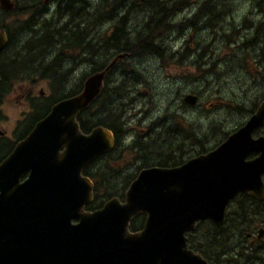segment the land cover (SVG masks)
Returning <instances> with one entry per match:
<instances>
[{
  "label": "water",
  "instance_id": "1",
  "mask_svg": "<svg viewBox=\"0 0 264 264\" xmlns=\"http://www.w3.org/2000/svg\"><path fill=\"white\" fill-rule=\"evenodd\" d=\"M13 7L14 0H0L1 9ZM5 42L0 29V49ZM118 58L88 75L78 94L56 103L0 161V264H209L188 247L186 233L200 220L221 224L238 192L264 198V136H252L264 123L263 97L212 148L174 166L142 168L123 200L112 196L85 210L93 189L81 169L112 149L113 134L101 125L83 133L76 114L100 94ZM252 150L259 155L246 160ZM139 214L141 226L130 230Z\"/></svg>",
  "mask_w": 264,
  "mask_h": 264
},
{
  "label": "rangeland",
  "instance_id": "2",
  "mask_svg": "<svg viewBox=\"0 0 264 264\" xmlns=\"http://www.w3.org/2000/svg\"><path fill=\"white\" fill-rule=\"evenodd\" d=\"M176 1L178 4L168 28H158L157 43L154 41L156 49L161 48L160 55L154 51L131 55L129 50L121 51L119 46L117 49L108 42L115 21L123 17H127L124 33L128 34L124 39L129 40L127 42L132 40L150 11L149 5L140 0H85L81 5L85 10L81 8L79 17L76 16L69 24L66 15L55 13L57 0H18L17 9L8 10L4 16L0 8V22L4 20L7 25L14 27L21 37L20 43H24V37L28 35L23 31L24 20L30 17L32 3L45 4L44 10L51 12L47 16L51 17L50 20L65 21L66 26L75 24L84 27L81 31L84 41L81 59L84 63L79 69H84L85 77L90 75L89 70L93 66L87 60L95 59V51L119 57L112 66L113 73L107 77L108 85L104 90L107 101H100L99 116L95 112V103L88 112L93 116L85 119L87 128L109 124L120 138L118 148L102 158L99 172L91 173L97 182L102 181L100 185L106 190L116 187L124 192L123 181L129 182L136 176L139 168L138 164L134 165V158L138 149L133 146L121 148L122 144L130 143L135 133H142L144 129L150 133L142 139L150 140L153 153L169 156L170 163L164 161L167 167L176 163L177 158L184 161L198 154L202 146L207 150L212 148L220 141L216 139L222 135V131H231L241 124L264 95V0H215L219 9L225 11L218 24L215 23L218 21L216 11H199L202 0ZM195 14H200L195 26H187L186 23L192 22ZM87 21H92V24H87ZM208 22L214 23L205 24ZM38 28L41 29L40 33L45 31L44 28ZM71 34L70 31L68 36H74ZM67 45H70L68 41ZM74 56L71 53L69 58L73 59ZM109 60L111 58L102 64ZM24 61L27 62V59ZM80 76L76 74L68 80L69 83L64 86L67 93L73 91L78 81L81 82ZM48 86L47 79L37 76V89L47 91ZM188 91L197 94V102L191 107L181 104L182 94ZM16 103L17 98L9 96L7 104ZM3 111L9 115L3 124L9 132V123L14 122L13 119L18 115L15 113L18 112L4 108ZM211 125L216 129L210 128ZM189 132L195 137L187 136ZM154 163L161 164L158 160ZM141 165L145 164L142 162ZM99 186L95 191L98 200L100 197L104 200L117 196L107 197ZM260 221H254L251 212H248L244 219L235 223L227 218L221 230L210 225L206 229L197 226V230L190 233L195 235L193 243L196 247L208 250L213 264H264V260L252 250L253 245L249 244L248 236L258 231ZM216 230L222 234L217 236L219 231ZM205 234H209V238H204ZM199 238L203 239L200 241Z\"/></svg>",
  "mask_w": 264,
  "mask_h": 264
},
{
  "label": "flooded vegetation",
  "instance_id": "3",
  "mask_svg": "<svg viewBox=\"0 0 264 264\" xmlns=\"http://www.w3.org/2000/svg\"><path fill=\"white\" fill-rule=\"evenodd\" d=\"M1 11L3 12L2 16L5 15V12H8L5 10ZM42 11L43 12H41L39 15L41 17L50 16L51 14V12L48 10ZM29 16V20H24L25 26L23 31L28 33V35L24 37V43H20L21 37L17 35L18 33L15 32L14 27L7 25L4 20L0 22V29L4 30L6 34V42L0 49V161L5 158L10 153V151L27 136V134L34 128L37 122L42 120L56 103L78 94L85 80L84 69H79V67L84 63V61L81 59L84 51V41L82 38L67 36L65 34V21H57L56 24H59L62 26V28L55 26V29L52 30V32L55 33H63L62 35L55 34V36H52L46 34V36H39L38 33L41 32V29L36 26V20H32V12ZM45 33H47V30ZM67 41L70 43V45H67ZM98 45L100 44L98 43ZM65 48L67 49L64 52ZM79 49L81 50V53H79ZM71 53L75 54L73 59L69 58ZM94 56L95 59L92 60L93 66L90 68L89 74L100 70L108 62L107 61L106 63L102 64L101 52L95 51ZM108 58H112V55L107 56L106 60H108ZM26 59L27 62L24 61ZM113 67L109 70L107 76L104 78V86L102 90L105 89L106 79L108 76H110L109 73H113L114 71ZM76 74H81V82L78 81V83L74 85L73 91L71 93H67V90L64 88V86H66L67 83H69L68 80H70L72 76ZM37 76L48 80L49 86L47 91H44V89H37ZM19 80L21 81L20 83H18ZM189 92L190 91H188V93ZM188 93L184 92L182 94V101L183 96ZM195 95L197 98V94ZM9 96H12V98H17V103L7 104ZM263 97L264 95L259 99L257 104L260 103ZM15 100L16 99H14V101ZM196 102L194 104H196ZM99 104L100 98L96 100L95 104L97 107V109H95L97 116H99ZM181 104L185 107H191L194 105L188 104L184 101L181 102ZM3 108L16 110L18 112L15 113L18 115L13 119L14 122L9 123L11 125L9 132H7L3 127V124L7 122V118H9V115L3 111ZM76 121L78 123L79 129L83 133L90 129L85 128L84 110L77 112ZM111 131L113 134L112 150L108 153H104L95 157L81 169V174L87 176L91 180L93 189L92 192L94 193L92 200L85 204V210L91 211L100 207L103 203L102 202L99 204L97 202L95 197V176L93 175V177H91L89 173L96 174L95 171L99 172L101 161L103 160L102 158L107 154L114 152L118 148L117 146L120 138H118L119 136H117V131L114 128L111 129ZM141 132L142 133L138 132V134L135 133L136 136H132L130 138V143L127 145L122 144L121 148L128 149L133 146L134 148L138 149L139 152L135 155L136 158H134V165L136 166V164H138L137 169L139 168V170L147 166H166L160 165L158 163L156 164L154 162L165 159V157L169 159V156L161 153H153V151H151L152 149L150 148V140L142 139L143 137L150 135V133L145 131V129L144 132ZM126 133L130 135V133ZM252 136L253 138L264 136V123L254 130ZM5 147H7L6 150ZM59 152H62V148H60ZM258 155L259 151L252 150L246 154L245 159L250 160L257 157ZM153 158H155V160L153 162H149ZM165 160L170 163V160ZM177 160H180V158L176 159V163L170 164L168 166H174L182 162ZM122 161L125 162V160ZM141 161L145 165H141ZM148 163L150 164L146 165ZM120 167L124 168L123 165H120ZM261 180L264 186V171L261 173ZM235 197L238 198V211L241 219H244L245 214L248 212H251L254 221L256 219H261L258 224V231L255 233L252 232L248 234V236L250 237L249 244L253 245L252 250L257 253V257L259 256V258L264 260V198L260 199L245 192H238L236 196L232 198V200H234ZM118 198L123 199V195L118 196ZM139 217H141L143 220L142 214L139 215ZM140 223H142V221Z\"/></svg>",
  "mask_w": 264,
  "mask_h": 264
},
{
  "label": "trees",
  "instance_id": "4",
  "mask_svg": "<svg viewBox=\"0 0 264 264\" xmlns=\"http://www.w3.org/2000/svg\"><path fill=\"white\" fill-rule=\"evenodd\" d=\"M140 1L146 2L150 7V11L148 12L147 20L145 22L141 23L139 30H136V33L134 34V36H132V40L130 42H127L129 40L124 39L127 37L128 34L124 33V25H125V21H127V17H123L121 19L117 18V21H115L116 24H114L113 31H111V33L109 34L108 42H109V44L114 45L115 48L117 47V49H119L118 48V46H119L121 51L129 50L131 55L145 54L149 51H154L160 55L161 48L156 49L157 48L156 44H154V41H156L155 39L159 37L158 36V28L163 27V30H166L168 28L170 19L174 13V9H175L176 5L178 4V1H176V0L175 1H171V0H140ZM84 3H85V0H58L56 3L57 10L55 13L61 14V15H66L68 17L67 22L69 24L72 22V20L76 19V16L80 15L81 8H83V10H85L84 6L81 7V5ZM202 3H203V5H202V7H200L199 11L202 12L203 9L204 10L205 9H211L213 12L216 11L218 21L215 23L218 24L220 22V20L222 19L225 11L222 12L221 9H219L218 4H217L218 2H216L215 0H202ZM44 6H45V4L36 5V4L32 3V20H36L35 23H36L37 27L44 28V30H45L44 32L39 33L38 34L39 36H46V34L52 35L53 33H55V32H51L50 30H52L55 27L56 22H57L54 19L50 20L51 17H47V16H45L42 19H41V17L38 18V14L40 15V13L43 12L42 10H44ZM17 7H18V0H15L13 8L17 9ZM197 16H200V14H195L192 22L189 21L186 23L187 26L194 27L196 24ZM29 19H30V17L26 20H29ZM208 20H209V18H208ZM40 22H42V23H40ZM212 23H214V22H208L205 24H212ZM87 24L91 25L92 21H87ZM65 27H66L65 28V30H66L65 34L67 36L70 35V31H71V33H72L71 35L83 38L81 31H83L84 27H81V26L75 25V24H72L70 26L65 25ZM58 28H62V26H59ZM46 30H47V33H45ZM48 30H49V32H48ZM55 34L62 35L63 33H55ZM122 38L124 40L121 42ZM156 43H157V41H156ZM107 56H108L107 54L101 53L102 62H104L106 60ZM88 61L93 62L91 58H88L87 62ZM107 82H108V80L106 79V86L108 85ZM104 90L100 93L99 97L97 96V98L84 110L85 119L91 118L93 116V114H89L88 112L94 106V104L96 103V100H98V98H100V101H105V102L107 101V99L105 98L106 92ZM93 122H95V120ZM95 124H96V122H95ZM102 125L110 128V129H113L112 126H110L109 124H102ZM239 125H237V126H239ZM91 126H93V125H91ZM187 126H189V125H187ZM210 128L216 129V127L213 125H211ZM229 132L230 131H222V135L219 138H217L216 140L220 139V141H221V139H223L227 135V133H229ZM187 136L195 137L191 132H189V134ZM198 142L200 143L199 139H198ZM206 150L207 149L202 146L197 151V153H201V152H204ZM167 160H171V159H167ZM181 160L182 159L180 158V160H177V161H181ZM164 161H166V160L165 159L158 160V162L161 163L160 165H166ZM89 175H91L93 177V174L89 173ZM101 182L100 183L97 182V179L95 178V180H94L95 191H96V188L101 184ZM127 183H129L128 180H126L125 182L123 181V188L124 189L127 187V186H125ZM99 188H101V191L105 192V195L107 197H109L111 195L121 196L123 194V192H121L122 190L120 191V190L116 189V187H111V189L106 190L105 189L106 187L100 185ZM95 197H96V194H95ZM96 199H97V202L99 204L105 200V199L103 200L101 197L99 198V200L97 197H96ZM231 200L227 205L228 208H227L225 217H226V219L230 218V220H232V222L235 223V221L242 220V219L238 218V216H239L238 203H237L238 198L235 197L234 200H232V201ZM141 221H142L141 217H136L135 219H133L131 221L130 228L131 229L138 228L141 224L140 223ZM208 225H210L212 227H216L217 229L221 230L223 224L216 225L211 220L204 219V220H200L197 222L193 231L197 230V226L200 228L206 229L208 227ZM223 227H224V225H223ZM220 230H216V231H219V232H217V236L222 234V232ZM186 234L188 237V241H187L188 246L190 248L196 249L198 252H200L209 261L210 264H213L211 261V257H210L208 250H206L205 248H202V247H196L194 245V243H193V242H195L194 241L195 235H193L194 233L188 232ZM204 238H209V234H205ZM202 239L203 238H199L200 241ZM202 244H204V243L202 242Z\"/></svg>",
  "mask_w": 264,
  "mask_h": 264
},
{
  "label": "bare ground",
  "instance_id": "5",
  "mask_svg": "<svg viewBox=\"0 0 264 264\" xmlns=\"http://www.w3.org/2000/svg\"><path fill=\"white\" fill-rule=\"evenodd\" d=\"M115 1H117V0H115ZM119 1V0H118ZM114 2V1H113ZM137 8V7H136ZM120 13V12H119ZM129 18V17H128ZM137 24V23H136ZM120 26V25H119Z\"/></svg>",
  "mask_w": 264,
  "mask_h": 264
}]
</instances>
